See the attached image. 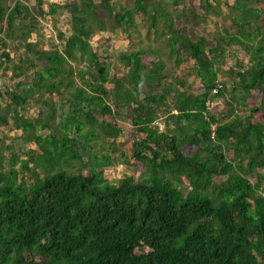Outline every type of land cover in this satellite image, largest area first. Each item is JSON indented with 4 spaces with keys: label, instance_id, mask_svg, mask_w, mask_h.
Wrapping results in <instances>:
<instances>
[{
    "label": "trees",
    "instance_id": "trees-1",
    "mask_svg": "<svg viewBox=\"0 0 264 264\" xmlns=\"http://www.w3.org/2000/svg\"><path fill=\"white\" fill-rule=\"evenodd\" d=\"M24 1L12 0L10 6L0 0V41L7 48L4 38L14 40L18 34L25 55L12 67L13 78L22 79L17 84L22 91L10 94V105L16 112L45 92L57 93L69 108L53 126L56 110L49 100L42 104L45 116L15 117L17 128L42 152L33 168L34 159L28 158L18 170L14 159L5 168L0 154V264H264V122L235 115L234 106L226 118L235 116L224 122L208 105L227 91L218 75L232 44L248 56L231 72L233 90L243 92L237 103L245 105L254 91L264 97V0L227 4L235 32L225 29L226 35L219 34L214 44L203 36L189 37L168 19L170 53L177 66L184 55L195 62L190 71L202 82L200 94L181 92L172 83L154 94L152 87L165 78V63L144 64L146 51L141 48L120 53L118 62L127 72L123 79L111 76L110 65L91 44L95 33L108 28H135L137 14L152 1L158 9L161 1L176 6L181 0H135L132 7L113 0L70 4V35L59 32V43L49 49L29 41L32 23L23 12ZM204 2L208 15L214 6ZM56 9L51 4L50 13ZM39 13L48 14L43 9ZM156 18L151 15L152 28ZM9 62L13 59L4 51L0 67L6 64L8 70ZM27 73L33 75L28 86ZM169 95L176 100V113L166 112L168 131L162 132L155 121ZM120 114L130 115L135 133L144 135L134 138L131 158L146 171L138 180L125 176L109 182L103 168L116 161L102 153L101 140H116L121 130L99 117ZM0 120L9 122L6 115ZM36 129L51 132L39 135L33 133ZM185 145L199 152L186 155ZM85 154L88 175L68 169ZM26 171L33 172L29 184L19 177Z\"/></svg>",
    "mask_w": 264,
    "mask_h": 264
},
{
    "label": "rangeland",
    "instance_id": "rangeland-1",
    "mask_svg": "<svg viewBox=\"0 0 264 264\" xmlns=\"http://www.w3.org/2000/svg\"><path fill=\"white\" fill-rule=\"evenodd\" d=\"M40 1L41 4L37 5ZM81 0H28L24 1L23 4L27 10L23 12L29 17L28 20L32 24V32L30 35V42H35L38 49H46L53 47L52 44L59 43V32H63L66 37L70 35L69 24H70V11L67 8L70 4L80 2ZM99 4L100 0H94ZM135 0H113L119 4V6L132 7ZM214 6V10L206 15L204 0H181L176 6L172 2L161 1V8L156 9L157 1H152L150 6L144 8L136 16V27L129 30H108L100 33H95L91 39L92 47L100 55V60L110 65L111 76L123 79L127 70L118 62V56L122 52L133 51L136 49H143L146 54L143 56L144 64L151 66V62L163 60L165 68L163 70V83L160 86L153 88L154 94H159L167 86L172 83L175 87L184 93L200 94L203 92V86L200 79L197 78L196 74L190 71V68L194 66L193 60H188L186 55L183 56L182 62L179 66L176 65V56L171 55L169 44L167 42L170 36L168 19L174 23V28L182 30L189 37L197 40L198 36L208 38L211 44H214V39L219 34H225V29L229 30L230 33H234L235 29L231 27L230 19L227 16L228 8L227 4L232 5L234 0H210ZM6 5L13 6L12 0H6ZM51 4H57V9L54 14L50 13ZM39 9L45 10L46 16H42L39 13ZM155 14L156 28L151 27V15ZM34 19V22H33ZM5 26V25H3ZM48 26V27H47ZM48 28L46 32L44 29ZM14 40L6 39L7 48L2 45L0 41V61L4 51L9 52L13 62H9V69L5 70V65L0 67V116H7L8 123H0V154L4 157V166L9 169L11 161L17 160L15 169H20L21 162L26 159H34V162L30 164L31 168L36 165V156L42 151L37 147L36 142H30L27 140L28 134L22 129L17 128L15 117L23 116L25 119L34 120L46 115L43 112V101L49 100L55 107V114L53 120L50 121L51 126L57 125L66 114L68 110L67 103L57 93L49 94L42 92L36 93L34 97H31L27 104L23 107H18L15 112L14 108L10 105L11 99L10 94L12 92L21 93L22 90L17 88V84L22 79H14L12 75V67L19 61L20 56L25 57L24 48L21 40L18 39L19 35ZM1 37V35H0ZM16 47L17 49H15ZM155 50L156 52H151ZM226 56L224 58V64L221 68V72L218 75V80L226 87L227 91L225 96L215 99L210 104V112L216 118L220 120L228 121L233 118L236 114L244 117L246 120L252 123L264 122V105L263 94L259 91L251 92L247 103L245 105L238 104L237 98L243 95L240 90H233L234 84L232 80L234 74H231L232 68L236 67V63L244 60L247 62L248 56L245 54L243 49L238 44H232L226 49ZM75 67L83 66V63L71 62ZM28 77L25 78L30 85L33 75L27 73ZM24 80V79H23ZM110 87V85H108ZM143 90H149L148 86L143 85ZM144 97V95L142 96ZM175 98L173 95L168 96L167 105H160L161 110L158 113V117L155 121V126L159 127L162 132L168 131L167 111L176 113ZM230 106H234L235 115L226 118L230 113L228 110ZM257 107L260 110L253 112L254 108ZM128 113H131V109H125ZM8 111V112H7ZM125 111V112H126ZM126 112V113H127ZM100 120H106L112 122L114 126L121 130L120 136L114 140L106 138L104 141L101 140V146L103 147L102 153L105 155L112 156L115 165L104 166L103 172L105 178L109 182H115L125 176H131L135 179H140L141 175L146 171L145 165L142 163L135 162L131 158V151L133 146L134 138H143L144 135L141 133L136 134L135 128L132 125V119L128 114H120L116 116H102ZM1 121V120H0ZM173 128V125L171 126ZM101 138H104L103 132L96 128ZM51 131L50 129L40 130L36 129L33 131L35 134L47 135ZM99 148V147H97ZM182 151L186 155H192L199 150L195 146L185 145ZM84 153V152H83ZM98 155H101L99 153ZM232 155V152H230ZM83 156L82 161H73L69 170L79 173L82 172L84 175H88L90 172V165H87L88 156ZM40 176H43L42 169L34 168ZM33 172L26 171L25 173H19L20 178H25L29 184L34 178ZM260 174L264 176V170L260 171ZM218 181V179H217ZM255 182L256 179L253 178ZM187 185V181L184 183ZM264 187V181H263Z\"/></svg>",
    "mask_w": 264,
    "mask_h": 264
},
{
    "label": "built area",
    "instance_id": "built-area-1",
    "mask_svg": "<svg viewBox=\"0 0 264 264\" xmlns=\"http://www.w3.org/2000/svg\"><path fill=\"white\" fill-rule=\"evenodd\" d=\"M222 86H219L218 89L216 88L214 91H213V94H216L218 92V90L221 88ZM210 105V104H208Z\"/></svg>",
    "mask_w": 264,
    "mask_h": 264
},
{
    "label": "bare ground",
    "instance_id": "bare-ground-1",
    "mask_svg": "<svg viewBox=\"0 0 264 264\" xmlns=\"http://www.w3.org/2000/svg\"><path fill=\"white\" fill-rule=\"evenodd\" d=\"M135 2V1H134Z\"/></svg>",
    "mask_w": 264,
    "mask_h": 264
}]
</instances>
